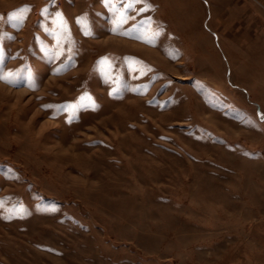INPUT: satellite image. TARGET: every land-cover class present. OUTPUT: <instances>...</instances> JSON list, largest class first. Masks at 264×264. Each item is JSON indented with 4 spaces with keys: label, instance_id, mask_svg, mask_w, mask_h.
<instances>
[{
    "label": "rangeland",
    "instance_id": "1",
    "mask_svg": "<svg viewBox=\"0 0 264 264\" xmlns=\"http://www.w3.org/2000/svg\"><path fill=\"white\" fill-rule=\"evenodd\" d=\"M0 264H264V0H0Z\"/></svg>",
    "mask_w": 264,
    "mask_h": 264
}]
</instances>
